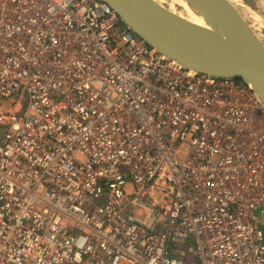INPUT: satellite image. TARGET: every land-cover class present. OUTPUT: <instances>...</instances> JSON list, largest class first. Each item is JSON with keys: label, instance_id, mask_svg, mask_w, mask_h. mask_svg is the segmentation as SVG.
I'll return each mask as SVG.
<instances>
[{"label": "built area", "instance_id": "obj_1", "mask_svg": "<svg viewBox=\"0 0 264 264\" xmlns=\"http://www.w3.org/2000/svg\"><path fill=\"white\" fill-rule=\"evenodd\" d=\"M0 264H264V105L101 0H0Z\"/></svg>", "mask_w": 264, "mask_h": 264}, {"label": "water", "instance_id": "obj_2", "mask_svg": "<svg viewBox=\"0 0 264 264\" xmlns=\"http://www.w3.org/2000/svg\"><path fill=\"white\" fill-rule=\"evenodd\" d=\"M123 25L183 68L239 80L264 105V45L228 0H195L218 30L186 21L156 0H101Z\"/></svg>", "mask_w": 264, "mask_h": 264}, {"label": "rangeland", "instance_id": "obj_3", "mask_svg": "<svg viewBox=\"0 0 264 264\" xmlns=\"http://www.w3.org/2000/svg\"><path fill=\"white\" fill-rule=\"evenodd\" d=\"M156 1L166 4L168 0ZM228 2L264 45V5L261 0H228Z\"/></svg>", "mask_w": 264, "mask_h": 264}, {"label": "bare ground", "instance_id": "obj_4", "mask_svg": "<svg viewBox=\"0 0 264 264\" xmlns=\"http://www.w3.org/2000/svg\"><path fill=\"white\" fill-rule=\"evenodd\" d=\"M261 2L264 5V0ZM165 5L170 12L196 26L218 30L212 17L207 11H203L195 0H168Z\"/></svg>", "mask_w": 264, "mask_h": 264}]
</instances>
